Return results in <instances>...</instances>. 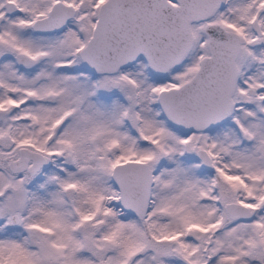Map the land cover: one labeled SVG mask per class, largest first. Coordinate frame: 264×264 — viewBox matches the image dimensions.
I'll return each mask as SVG.
<instances>
[{
  "label": "snow or ice",
  "instance_id": "6c2138e0",
  "mask_svg": "<svg viewBox=\"0 0 264 264\" xmlns=\"http://www.w3.org/2000/svg\"><path fill=\"white\" fill-rule=\"evenodd\" d=\"M0 264H264V0H0Z\"/></svg>",
  "mask_w": 264,
  "mask_h": 264
}]
</instances>
